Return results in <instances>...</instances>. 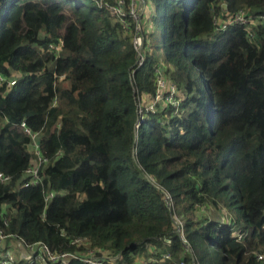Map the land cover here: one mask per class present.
Masks as SVG:
<instances>
[{
  "label": "trees",
  "instance_id": "obj_1",
  "mask_svg": "<svg viewBox=\"0 0 264 264\" xmlns=\"http://www.w3.org/2000/svg\"><path fill=\"white\" fill-rule=\"evenodd\" d=\"M144 3L145 61L134 68V23L124 28L113 0H0V72L16 79L0 88V172L10 176L0 228L53 253L88 247L130 263L169 252L175 261L183 248L159 186L201 264H264V25L216 31L213 22L262 14L264 0ZM59 39L56 54L49 44ZM160 59L179 106L157 104L138 121ZM22 121L46 158L37 185L25 174L33 153Z\"/></svg>",
  "mask_w": 264,
  "mask_h": 264
},
{
  "label": "built area",
  "instance_id": "obj_2",
  "mask_svg": "<svg viewBox=\"0 0 264 264\" xmlns=\"http://www.w3.org/2000/svg\"><path fill=\"white\" fill-rule=\"evenodd\" d=\"M145 6L144 0H113L111 10L116 14L120 23L125 29L130 27L129 20L134 23V36L133 45L136 51V58L134 68L140 67L145 61L146 45L144 44V31L142 26V11L141 7ZM214 27L216 31L225 30L229 24H263L264 25V13L257 15H250L245 10H239L232 16L225 19L214 18ZM252 35V34H250ZM63 41L59 39L58 43L49 44V49L56 54L59 53ZM132 68V72L134 71ZM131 72V73H132ZM155 95L153 100L147 105L142 106L140 100L137 101V112L139 115L138 121L143 120L146 110H152L157 104L161 106H172L177 109L179 106V92L176 85L169 78L167 64L161 59L154 65L153 68ZM132 77V76H131ZM16 79L9 77L8 75L0 72V88L3 86L10 87L15 84ZM20 127L23 132L28 136V148L33 153V158L30 166L26 169L25 174L28 178V183L31 185H37L41 183V176L39 174L40 165L46 162V158L41 154L39 149L38 133L32 131L24 121L20 123ZM10 180V176L0 172V183H5ZM158 189L164 194L165 203L170 212V219L174 232L178 235L184 257L178 258L173 261L169 252H164L159 255H151L147 258L135 259L130 263L122 262L120 254H109L105 251L95 250L93 248H83L75 250L61 251L59 253H53L49 250L48 246L43 242H35L33 244L24 243L16 234H6L0 228V243H5L8 240L14 239L23 244L29 251V254L24 258L16 257L11 251L3 250L0 253V264H44L58 263L61 261H68L70 259L79 260L85 264H201L194 255L192 246L188 242L184 234V223L182 219L175 213L173 208V202L170 194L163 188ZM54 195V192L45 191L44 201L47 203ZM242 232H237L236 237L238 240L243 238ZM167 244L170 243V239L164 238ZM86 242L83 238H74L71 240L73 245H84ZM153 252V251H152ZM153 254H155L153 252ZM187 256V259L185 258ZM257 258L262 260L264 255L259 253Z\"/></svg>",
  "mask_w": 264,
  "mask_h": 264
},
{
  "label": "crops",
  "instance_id": "obj_3",
  "mask_svg": "<svg viewBox=\"0 0 264 264\" xmlns=\"http://www.w3.org/2000/svg\"><path fill=\"white\" fill-rule=\"evenodd\" d=\"M3 250L11 251L18 258H24L29 254L28 249L14 239L8 240L4 244L0 243V253L3 252Z\"/></svg>",
  "mask_w": 264,
  "mask_h": 264
},
{
  "label": "rangeland",
  "instance_id": "obj_4",
  "mask_svg": "<svg viewBox=\"0 0 264 264\" xmlns=\"http://www.w3.org/2000/svg\"><path fill=\"white\" fill-rule=\"evenodd\" d=\"M141 11H142V14H143V19H142V24L144 25L145 24V27H147V26H149V20H148V18H149V16H150V14H151V11H152V6L150 5V4H148L147 6H142L141 7ZM148 29V28H147ZM205 212V214H207L208 216H212V211H209V212H206V211H204ZM235 216V215H234ZM237 216V223H238V229H244L245 228V226H244V223H243V221H242V219H241V217L237 214L236 215Z\"/></svg>",
  "mask_w": 264,
  "mask_h": 264
}]
</instances>
